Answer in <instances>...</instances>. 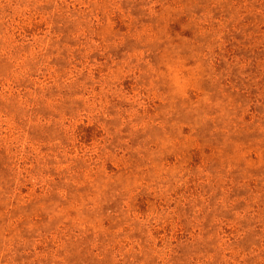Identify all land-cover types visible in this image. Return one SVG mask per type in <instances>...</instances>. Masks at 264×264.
Returning a JSON list of instances; mask_svg holds the SVG:
<instances>
[{"label":"rangeland","instance_id":"obj_1","mask_svg":"<svg viewBox=\"0 0 264 264\" xmlns=\"http://www.w3.org/2000/svg\"><path fill=\"white\" fill-rule=\"evenodd\" d=\"M0 264H264V0H0Z\"/></svg>","mask_w":264,"mask_h":264}]
</instances>
